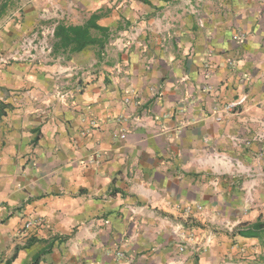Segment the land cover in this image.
Here are the masks:
<instances>
[{
	"label": "crops",
	"instance_id": "0c3cea01",
	"mask_svg": "<svg viewBox=\"0 0 264 264\" xmlns=\"http://www.w3.org/2000/svg\"><path fill=\"white\" fill-rule=\"evenodd\" d=\"M27 2L140 42L0 66V264H264V0Z\"/></svg>",
	"mask_w": 264,
	"mask_h": 264
},
{
	"label": "rangeland",
	"instance_id": "374dc122",
	"mask_svg": "<svg viewBox=\"0 0 264 264\" xmlns=\"http://www.w3.org/2000/svg\"><path fill=\"white\" fill-rule=\"evenodd\" d=\"M6 0H1V4L2 2H4ZM20 3H18V6H16L15 9H13L11 7L12 3L10 4L11 0H8V7L6 9V20L7 21H11L13 22V20H18L17 23H24L23 17H24V10L25 8H27V6L29 4L27 0H19ZM73 0H69L70 2V7L73 8H79V2H82V0H77L79 2H77L78 7L76 4V2H72ZM107 2L110 0H106ZM123 0H118V3H122ZM10 5V6H9ZM21 6V7H20ZM123 9V8H122ZM42 16L43 17H39V23L36 25V27H33V29L27 33H25L24 35H22L16 42L15 45H12L8 48L5 49H1L0 50V66H7L9 65V62H29L30 60L35 61H41V60H45V58L49 57L48 51L46 49H44V45H48V47L53 44V39L54 37L50 34L51 33V29H50V25L47 24V22L51 19H47L46 16H44L43 14H46L47 11L44 12V10L42 11ZM114 32V31H110L109 35ZM42 33V34H41ZM43 34H45L47 37V41L44 42V38H43ZM36 38V49L31 48L27 41L32 40ZM138 42H140L139 38L137 39L136 44H138ZM135 44V43H134ZM133 44V45H134ZM24 45H26L27 47H24ZM32 53L34 56L33 57H28V54ZM12 58H18L16 60L12 59ZM80 71V70H79Z\"/></svg>",
	"mask_w": 264,
	"mask_h": 264
},
{
	"label": "trees",
	"instance_id": "16d2710c",
	"mask_svg": "<svg viewBox=\"0 0 264 264\" xmlns=\"http://www.w3.org/2000/svg\"><path fill=\"white\" fill-rule=\"evenodd\" d=\"M144 2L146 0H143ZM8 7V0L1 4L0 12H4ZM100 14H93L85 24L73 25L58 22L54 32L53 52L60 51L70 54L80 52L88 46L103 48L109 39L110 28L97 23ZM96 33V35L93 34ZM39 257H36L33 264H38Z\"/></svg>",
	"mask_w": 264,
	"mask_h": 264
},
{
	"label": "built area",
	"instance_id": "2783aa9c",
	"mask_svg": "<svg viewBox=\"0 0 264 264\" xmlns=\"http://www.w3.org/2000/svg\"><path fill=\"white\" fill-rule=\"evenodd\" d=\"M45 12V10H44ZM46 13V12H45ZM55 27L53 28H50L51 29V35L54 36V32H55ZM42 34V33H41ZM43 38H44V42H46L47 40V37H45L46 35L43 34ZM137 30H123V31H119V32H112L110 34V37H109V40L108 42L105 44V46L103 47V50H102V55L103 56H106L110 53L111 49L113 48H119L121 50H124V49H127L129 47H131L134 43L137 42ZM28 45L33 48V49H36V38L32 39V40H29L27 41ZM44 45V49H46L49 52H51L52 50V46L50 45L48 47V45ZM24 47H27L26 45H24ZM34 55L32 53L28 54V57H33ZM14 60L18 59V58H12ZM67 95H69V92L68 91H65L63 90V87L62 86H59L57 88V91H56V96L61 99V100H65L67 98ZM128 100V99H127ZM218 119H221V116H218ZM180 251H184L185 250V247L184 246H180L179 247ZM118 256L119 257H124L125 256V253L124 252H118Z\"/></svg>",
	"mask_w": 264,
	"mask_h": 264
}]
</instances>
